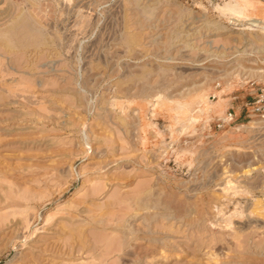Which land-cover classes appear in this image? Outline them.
<instances>
[{"label":"rangeland","instance_id":"rangeland-1","mask_svg":"<svg viewBox=\"0 0 264 264\" xmlns=\"http://www.w3.org/2000/svg\"><path fill=\"white\" fill-rule=\"evenodd\" d=\"M250 1L0 0V264H264Z\"/></svg>","mask_w":264,"mask_h":264},{"label":"bare ground","instance_id":"bare-ground-1","mask_svg":"<svg viewBox=\"0 0 264 264\" xmlns=\"http://www.w3.org/2000/svg\"><path fill=\"white\" fill-rule=\"evenodd\" d=\"M242 1H244L243 2L244 7L253 4L250 0H242ZM262 27L264 28V26H262ZM20 32L22 33V35H25L26 37H29V38H32L34 36V33H37V35L40 36L38 31L32 25H30V22L26 19L24 13L20 12L19 14H17L16 16H14L12 18V20L10 21V23L7 25L6 28L0 29V41L7 44V46L9 48L18 47L16 37ZM257 73L260 75H263L264 69L258 70ZM196 97L200 98V101L202 103H204V102L206 104L211 103V104H209L210 106L207 107V111H214V112L218 111L220 106H221V101H222L221 98H219L216 102H210L209 100H207L206 96L204 95V86L203 85L198 88V92L196 94ZM186 111H187V103L185 102L181 106L180 112L182 114H186ZM255 123H259V122H255Z\"/></svg>","mask_w":264,"mask_h":264},{"label":"built area","instance_id":"built-area-1","mask_svg":"<svg viewBox=\"0 0 264 264\" xmlns=\"http://www.w3.org/2000/svg\"><path fill=\"white\" fill-rule=\"evenodd\" d=\"M250 111L256 116L264 117V88L260 90V93H256L253 101L250 103ZM233 120L232 112L227 111L224 116L218 119L217 126L220 127L224 123H231Z\"/></svg>","mask_w":264,"mask_h":264}]
</instances>
